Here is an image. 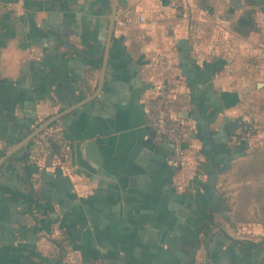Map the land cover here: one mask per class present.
Instances as JSON below:
<instances>
[{
  "label": "crops",
  "instance_id": "obj_1",
  "mask_svg": "<svg viewBox=\"0 0 264 264\" xmlns=\"http://www.w3.org/2000/svg\"><path fill=\"white\" fill-rule=\"evenodd\" d=\"M110 15L111 0H0V157L95 92ZM162 82L182 162L144 170L128 152L151 130L143 103ZM253 97L264 114V0H116L102 88L55 124L67 148L42 131L30 177L22 152L0 163V264H264Z\"/></svg>",
  "mask_w": 264,
  "mask_h": 264
},
{
  "label": "built area",
  "instance_id": "obj_2",
  "mask_svg": "<svg viewBox=\"0 0 264 264\" xmlns=\"http://www.w3.org/2000/svg\"><path fill=\"white\" fill-rule=\"evenodd\" d=\"M182 13L175 11V14ZM139 20L143 18L139 16ZM161 63V60H159ZM172 89L167 83H160L156 86L152 96L143 103L144 117L147 125L154 131L152 146L158 148L166 142L171 145L172 155L170 162L179 165L182 162V120L171 111ZM46 140L60 148H67L68 140L59 126H51L44 130Z\"/></svg>",
  "mask_w": 264,
  "mask_h": 264
},
{
  "label": "water",
  "instance_id": "obj_3",
  "mask_svg": "<svg viewBox=\"0 0 264 264\" xmlns=\"http://www.w3.org/2000/svg\"><path fill=\"white\" fill-rule=\"evenodd\" d=\"M115 11H116V0H111V15L109 18L108 31H107V36H106V43H105V48H104V53H103L99 81H98V85H97L95 92L91 94L90 96L80 100L79 102L69 106L68 108L46 119L39 126H37L34 130H32L29 134H27L23 139L17 142L12 148H10L5 154V156L12 155L15 151H17L24 144L30 141L33 137H35L37 134H39L44 129H46L54 121L58 120L63 115L69 113L70 111L76 109L77 107L83 105L84 103L92 100L100 92L102 85H103L104 77H105L107 56L109 52V46H110V42L112 38L113 24L115 20ZM237 126H239L238 121L229 122L228 124L229 132L233 133L234 129ZM153 136H154V131L150 130L146 140H144L143 143L136 142L128 152L129 157L137 165L141 166L144 170H149L151 167L158 166L161 162L167 161L169 157L172 155L171 145L168 144L167 142L161 147L154 148L152 146ZM88 148H90V145L87 146V149ZM87 155L92 159L94 166L100 164V157L98 155L96 154L93 155L92 151H89V152L87 151ZM5 156L0 157V163L3 161Z\"/></svg>",
  "mask_w": 264,
  "mask_h": 264
},
{
  "label": "trees",
  "instance_id": "obj_4",
  "mask_svg": "<svg viewBox=\"0 0 264 264\" xmlns=\"http://www.w3.org/2000/svg\"><path fill=\"white\" fill-rule=\"evenodd\" d=\"M2 27L3 26L0 24V28H2ZM1 43H2V40L0 39V45H1ZM76 101H78V100H76ZM63 108L64 107H61V109H63ZM56 121H54L52 124H50L47 128L54 126L56 124ZM62 130H63L64 136L66 137L64 129H62ZM21 138H22V136H21ZM30 143H31V140L28 141L24 146H22L19 150L15 151L11 156L8 157V160H11V159L15 160L16 159L15 155L18 154L19 152H22L21 156L17 160H19L23 163L24 171L28 177H30V175L36 170V168H34V164H32V159H33L32 154L27 149V148H29ZM183 147H184V145L182 143V148ZM246 148H247V143L246 144L244 143V147L241 149V151L238 150L241 153V155H246V152H245ZM235 150H237V149H235ZM34 201H36V199H34ZM201 217L202 218H201V220L197 226L196 233H202L204 236H207L209 234L212 226L215 225L214 220H213V210L209 209V208H205L202 212ZM34 229L36 230L37 227H35ZM247 244L252 245L249 242H247ZM187 245H190V249L192 251H194L198 246L197 238L194 241L191 240L190 242H186V246ZM40 259H41V261H43L42 258H40Z\"/></svg>",
  "mask_w": 264,
  "mask_h": 264
},
{
  "label": "rangeland",
  "instance_id": "obj_5",
  "mask_svg": "<svg viewBox=\"0 0 264 264\" xmlns=\"http://www.w3.org/2000/svg\"><path fill=\"white\" fill-rule=\"evenodd\" d=\"M251 104L257 108H253V116H252V123L248 124L247 130L250 134V137H252L251 142L254 143L251 152L254 154V159L251 163V167L254 168V170L257 169L260 170L262 173H264V114L262 113V109L258 108V106H263L261 104V101L257 99L256 97H253L251 100ZM256 110V112H255ZM45 130V129H44ZM43 130V131H44ZM263 147V148H262ZM260 152V153H259ZM262 152V153H261ZM256 185H264V174L262 176H258L257 182H254Z\"/></svg>",
  "mask_w": 264,
  "mask_h": 264
}]
</instances>
